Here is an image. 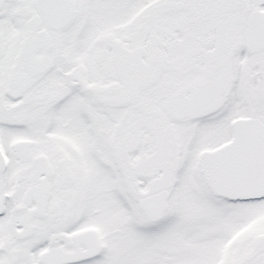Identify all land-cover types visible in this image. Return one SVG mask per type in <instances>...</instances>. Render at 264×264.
<instances>
[{"label":"snow or ice","instance_id":"1","mask_svg":"<svg viewBox=\"0 0 264 264\" xmlns=\"http://www.w3.org/2000/svg\"><path fill=\"white\" fill-rule=\"evenodd\" d=\"M0 264H264V0H0Z\"/></svg>","mask_w":264,"mask_h":264}]
</instances>
